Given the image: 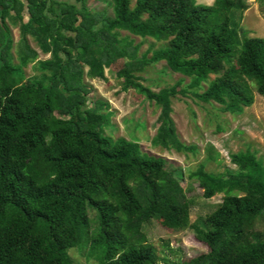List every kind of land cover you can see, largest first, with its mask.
<instances>
[{"label": "trees", "instance_id": "trees-1", "mask_svg": "<svg viewBox=\"0 0 264 264\" xmlns=\"http://www.w3.org/2000/svg\"><path fill=\"white\" fill-rule=\"evenodd\" d=\"M87 2L0 0L2 24L20 22L18 64L12 37L9 45L0 43V264H75L70 251L88 245L99 264H155L144 230L153 219L169 230H194L205 251L187 264H264V228H258L264 224L263 161L250 150L232 153L237 170L226 176L201 165L191 177L204 198H224L192 224L180 165L107 137L100 110L108 105H89L93 90L85 82L86 75L106 81V69L113 70L125 90H138L161 110L154 147L194 150L179 141L172 119V100L183 90L154 93L139 83L136 70L165 61L193 89L215 75L195 96L241 114L254 104L253 90L264 99V38L239 32L237 14L246 3L112 0L114 16L105 18ZM120 31L168 46L142 60L140 46ZM28 36L51 55L38 64L40 79L24 77L39 56ZM90 210L96 212L93 231Z\"/></svg>", "mask_w": 264, "mask_h": 264}, {"label": "rangeland", "instance_id": "rangeland-1", "mask_svg": "<svg viewBox=\"0 0 264 264\" xmlns=\"http://www.w3.org/2000/svg\"><path fill=\"white\" fill-rule=\"evenodd\" d=\"M54 1L75 2V0ZM214 1L197 0L199 4L210 6ZM243 1L247 9L237 14L241 37L247 35L264 38V0ZM136 2L137 0H133V6ZM87 5L90 11L105 18L114 16L112 0H88ZM28 18V11L25 10L23 20L27 21ZM6 26L0 20V43L2 46H7L12 37V55L14 63L18 64L20 22L14 23L8 18ZM119 34L120 38L134 40L135 45L140 46L138 58L142 60L145 57L151 59L154 51L168 46L166 41L144 39L127 31H120ZM28 39L39 56L34 63L24 68V77L32 80L40 79L41 70L38 64L50 59L51 55L43 53L32 36H28ZM136 67L140 68L141 64L136 63ZM105 73L106 81L90 80L87 75L85 78L86 85L93 90L89 96V105L96 102L108 105V109L102 106L100 110L107 119L105 135L114 140L127 139L138 143L144 152L166 157L180 165L177 178L181 180L187 198L193 202L190 215L192 224L211 214L224 198L223 194L215 195L212 199L204 198V190L199 182L191 177L201 165L205 166L209 174L226 176L228 172L237 170V166L231 162L230 155L247 150L255 153L264 163V99L255 90H253L254 104L244 108L241 114H233L223 111L217 104H206L195 96L196 93L202 94L208 89L209 83L215 80V75H211L201 88L193 89L189 87L191 80L181 73L170 70L165 61L137 69L136 75L141 78L139 83L154 93L173 87L183 90V93L172 100V119L179 141L195 149L166 150L152 145L159 127L161 110L138 90H125L124 80L117 78L113 70L106 69ZM211 146L219 153L218 157H215L217 155L215 152L210 154ZM89 215L92 219L91 231H93L96 226V212L90 210ZM258 228H264V224L259 222ZM144 230L155 251V264H187L192 257L205 251L191 228L169 230L153 219L145 225ZM70 254L75 264H99L98 254L92 252L89 245L74 248Z\"/></svg>", "mask_w": 264, "mask_h": 264}, {"label": "crops", "instance_id": "crops-1", "mask_svg": "<svg viewBox=\"0 0 264 264\" xmlns=\"http://www.w3.org/2000/svg\"><path fill=\"white\" fill-rule=\"evenodd\" d=\"M72 3H74V2H72ZM25 10H27V8H25L23 12H25Z\"/></svg>", "mask_w": 264, "mask_h": 264}]
</instances>
